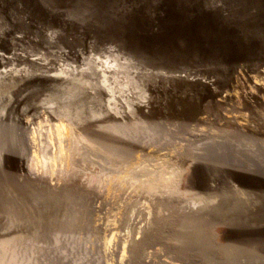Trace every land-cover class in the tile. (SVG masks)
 <instances>
[{
  "label": "rangeland",
  "instance_id": "374dc122",
  "mask_svg": "<svg viewBox=\"0 0 264 264\" xmlns=\"http://www.w3.org/2000/svg\"><path fill=\"white\" fill-rule=\"evenodd\" d=\"M0 264H264V0H0Z\"/></svg>",
  "mask_w": 264,
  "mask_h": 264
},
{
  "label": "bare ground",
  "instance_id": "6f19581e",
  "mask_svg": "<svg viewBox=\"0 0 264 264\" xmlns=\"http://www.w3.org/2000/svg\"><path fill=\"white\" fill-rule=\"evenodd\" d=\"M87 102V101H86ZM40 117V116H39ZM86 118V117H85ZM246 124V123H245ZM38 133L33 131L31 135L32 143H36L38 139ZM66 135V125L63 123H55L47 133V141L49 144L53 145L55 153L53 157V161L58 160H65L67 157L68 149L64 145V138ZM68 137V136H67ZM66 139V138H65ZM45 151V150H44ZM82 151V150H81ZM32 154V153H31ZM42 154V153H41ZM107 154V153H106ZM122 154V153H121ZM135 154V153H134ZM108 155V154H107ZM44 156V155H43ZM46 156V155H45ZM48 156V155H47ZM83 161V160H82ZM30 162V161H29ZM39 163L38 157L34 156L32 158V164L37 166ZM55 163V162H54ZM105 165V164H104ZM146 165V164H145ZM162 165V164H161ZM112 166V165H111ZM124 166V165H123ZM38 170V169H37ZM81 171V170H80ZM163 171V170H162ZM172 172V171H171ZM142 174V173H141ZM32 175V174H31ZM66 175V174H65ZM152 175V174H151ZM154 176V175H153ZM88 177V176H87ZM97 177V176H96ZM119 178V177H118ZM140 178V177H139ZM147 178V177H146ZM143 179V178H142ZM115 181V180H114ZM150 187L153 185V182L148 184ZM131 186V185H130ZM104 187V186H103ZM124 189V188H123ZM147 202V200H146ZM143 204V203H142ZM146 206V205H145ZM111 222V221H110ZM119 258V257H118Z\"/></svg>",
  "mask_w": 264,
  "mask_h": 264
}]
</instances>
